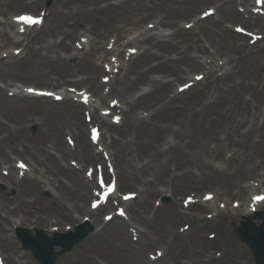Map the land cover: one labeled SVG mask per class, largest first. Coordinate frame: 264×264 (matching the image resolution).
<instances>
[{"label":"rangeland","instance_id":"374dc122","mask_svg":"<svg viewBox=\"0 0 264 264\" xmlns=\"http://www.w3.org/2000/svg\"><path fill=\"white\" fill-rule=\"evenodd\" d=\"M3 0H0V2ZM74 1V0H73ZM49 4L47 5V3ZM116 1H113L115 3ZM42 5L45 6V9H52V14L48 20H46L45 26L38 31L39 36L41 35L42 41L43 42H50V41H55L58 37L56 35H60L61 31H66V17L67 13L70 12V9H65L62 7L61 4H56L54 0H43V2H40ZM205 8V7H203ZM202 8V9H203ZM32 9L28 8H20L17 11H7L6 8H2V12L8 17H2V13L0 11V21L2 22L0 24V41L4 39V34L5 32L13 33L14 29L11 30L8 28L7 23H9V19L12 15H16L20 12L18 11H24V12H29ZM54 10V12H53ZM188 9L183 8L180 9V11L186 12ZM58 13H60V16H56ZM175 14H173L174 16ZM4 16V15H3ZM63 17L65 20L63 21ZM192 18L190 19H182L180 21V24L183 23H189ZM179 20L176 19V21ZM154 21V19L150 20L147 19L144 23L134 26L133 28H137L139 30L147 29V25ZM126 23V22H125ZM237 23L231 24V23H225L224 28H227L230 33L234 34V29L231 28V26L236 25ZM168 30L170 33H172V30L169 28H157L154 32H158V30ZM79 29H71V32H76L75 34H79L80 30ZM133 31H130L128 35H130ZM151 35V33H148ZM56 36V37H55ZM80 36V35H79ZM94 36V35H93ZM53 37V38H50ZM125 38V37H124ZM143 38V37H142ZM189 41H192L191 36L187 38ZM93 42L89 43L87 46V51L91 48H94V43L102 44L104 45L108 38L105 41L99 42V39H94L92 37ZM146 47V46H144ZM149 47V46H148ZM55 50V49H54ZM53 50V51H54ZM52 51V52H53ZM51 52V53H52ZM150 52H156V49L151 48ZM50 53V54H51ZM173 56V55H171ZM200 57L201 55L198 54ZM146 58H143L141 60H138L137 62L134 63V66L138 68H144L145 63L144 61ZM97 61V59H95ZM77 60L73 57L68 59L67 64L69 65H76ZM87 63L90 66L92 65L91 58L87 59ZM154 62L151 64L153 65ZM180 65V63L176 62L173 64L174 66ZM10 74L8 75H3L0 74V79H6L7 81H10L13 79L14 81L16 80H21L25 83H29L27 86H35V87H41L44 84H57L56 82L53 81L55 78L54 75L51 74L52 70L50 67H47L44 65L39 59H34L32 58V55L29 54L24 60L21 62L17 63L16 65H12L8 67ZM80 72H83L82 69H70L68 68V71L66 73L67 76H73V75H78L81 74ZM103 72H105L103 70ZM195 72V71H194ZM102 72L98 74V78L100 77V80L98 82L102 81V77H107L108 75H101ZM44 75L47 77L46 81L40 82L41 76ZM157 75H150V77H155ZM173 77H167V79H172ZM85 76H82V79ZM131 78V76H130ZM73 79H79L78 76L74 77ZM128 83V80H126V84ZM183 83V82H182ZM21 83L19 82H14L12 87H15ZM140 84H147L146 82L139 83L135 89L133 90L130 88L129 90L132 91L130 95L128 96V92L124 93L126 96H128L129 99L131 100H136L135 97V92L138 90V87ZM174 88L177 83H174ZM24 85V84H22ZM85 84L82 82L78 87H83ZM4 86L0 82V87ZM116 88L119 90L120 94H122V87L120 84L116 85ZM8 92V91H7ZM166 94V91H158L155 93H148L146 97H142L138 100V102L141 103L139 107H147L152 104V110L146 111L150 115L152 112L155 110V104L158 103V100ZM196 93L192 92L190 94H187L184 98L181 100H177L175 102V106L173 108H178L177 105L179 104H186V105H191L193 100L196 98ZM9 99V98H8ZM110 99H113V97H110ZM7 99L3 98L0 94V122H8L9 126H16L19 127L22 125V116L26 114L28 111V108L24 103L22 102L23 100H17L13 102L15 103H10L6 101ZM42 100V99H41ZM199 102V101H198ZM198 102H193L192 107L196 108ZM19 105H23L24 111L22 115H20V112H22L19 109ZM185 105V106H186ZM214 105H217L216 107H212ZM210 106L209 109H207L206 112L200 111L198 114L192 115H186L184 111H177L176 114H170L167 113V111L160 112L159 114L155 115L154 118L149 119L145 118L144 115L142 114L140 109H135L131 113L128 112L126 114V121L123 122L121 126L118 128L115 127L114 129H111L108 131V134H112L113 137L118 138V133H127L126 136L120 137V142L116 145L117 146V157H116V163L117 166L120 168V173L118 175L119 179V186L120 190L122 192L125 191H132L134 189L133 186L135 184H143V181H151L150 184L153 186V189L151 187H148V191L146 194L142 197V195L139 197L137 201L132 203L128 209L129 215L131 216V219L133 223L141 230L147 232V236L152 240V242L155 241V236H154V231H156L158 225L161 227L162 223V217L167 216L169 217V209H171L172 205V196H169L171 200L168 203H162L165 204L166 206L164 207L165 209H160L158 214L156 215L155 219L153 220V204L156 200H162L166 198L167 196L165 194H157L156 190H160L163 193V190L166 189L165 186L167 184L173 185V188L177 190H174V197L176 198H181L185 197L186 195L190 193H199L201 194L204 190H209V189H218L221 188L222 190L224 189V186L221 182V175L218 176H212L209 172V169L205 166V163L210 162L214 167H216L219 163L222 166V170L226 169V163L225 159L220 160H214V156L206 150H204V147L206 148V144L208 142L207 139H214L217 135L218 129L221 126V124H224L226 129L229 130L227 126V121L220 120L218 124L216 125V130H215V136L211 135H206L202 136L203 134L201 133L202 128L205 127L207 128L210 125V116L219 117L223 113L220 111L223 110V107L221 104H214ZM40 110L45 111L42 113L43 115V120L45 121V128L44 131L47 133L44 141H40L37 139L36 141L31 142V149L32 151L36 154L38 158H41L43 162L42 169L39 164H36L42 173V175L45 177V181L49 180L52 178V176L60 175V176H66L70 179V182H74L76 178H81L78 176V172H69L67 169L61 166L60 161H69L70 159L81 161L80 156L82 152H86V147L89 145L88 142V130L89 126L85 124L83 120V111L79 113V116H77V119H75L73 116L70 117L69 122L70 123H75L77 120H79L81 124V128H69L70 125L68 126L67 123H61L60 124V116L64 114V111L67 109V107L61 106V105H54L51 103H43L39 104ZM29 111H36V110H29ZM65 120L68 119L67 116L65 115ZM167 121H171V124L176 125L179 128V131L182 135L192 133V136L194 135L196 140L198 141L201 146H195L191 140L188 139L187 142H178L179 147L175 150H167L168 156H170L169 160L166 163V166L161 165V161H165L167 157L163 159H159V157L156 154V147L159 144V139L162 135V133H165V131L156 132L155 134H150V133H145L143 131L147 130L149 127H152L153 125H156L158 128L163 129L161 125H164ZM4 127V126H3ZM0 126V137H4L0 141V153H4V151H8V157L12 155V153L9 152L10 148H17L19 146H22L26 144L21 136H17L16 134H13L12 140L10 142V138L7 139L8 133L11 134V132ZM71 131V133L74 135L68 136L65 135L66 131ZM37 131V125L33 124L29 127L27 137H32L33 135L36 134ZM24 132V130H23ZM158 133V134H157ZM25 134V132H24ZM108 134H106L108 142ZM65 135V136H64ZM72 138V139H71ZM235 138L241 142L240 145H237L234 143L232 146H229L227 151H230L231 153H235L234 157L238 159V156L240 158L243 157L244 153H247V150L250 149L253 151V155L247 153L250 157L249 163L247 164L248 168L255 169L254 172L259 171L261 169L264 170V162L262 163H257L254 162L255 159L258 157V154L254 153L257 150H262L264 151V138L261 141V143L258 144L257 148L255 150H252L250 148V142L251 139L250 137L242 138L240 135H236ZM128 143V157L127 159H121V154H125V151L123 150V144L124 141ZM59 141V143H57ZM195 141V140H193ZM205 143V144H204ZM204 144V145H203ZM163 144L161 145V148L163 149ZM64 149L67 152H71L72 155L65 158V152ZM74 149V153L72 150ZM242 151H241V150ZM240 150V153L238 154V151ZM53 152L54 154H58L60 157L59 160V169L60 170H54L53 173H48L46 172L47 170H51L50 163L55 161L50 157L49 153ZM28 155L30 152H25L24 154ZM16 158V157H13ZM17 159V158H16ZM188 159H191L192 161H187ZM239 160V159H238ZM4 161V160H3ZM73 160H70L72 162ZM74 162V161H73ZM5 163V162H4ZM75 163V162H74ZM195 165L190 167L191 165ZM239 166L237 162L232 161L228 167V170L233 172L234 169H236ZM46 168V169H45ZM196 176L193 177L190 175V171ZM117 171L119 172L118 168ZM254 172L250 173L253 174ZM199 173L201 176H199ZM130 175H133L136 180L134 181H128L126 180V177H130ZM242 174L235 175V178L237 181L233 182V188L237 189V185H242L247 183L250 179H243ZM192 177V179H191ZM246 178H249V174L246 173ZM66 181V180H65ZM67 182V181H66ZM133 182V183H132ZM7 184V182H5ZM39 184L38 181H27L26 183H22L21 185H16L17 189H22L23 186H31L33 187V184ZM68 183V182H67ZM132 183V184H131ZM72 184L73 188V194H77L78 191L82 190V184ZM69 185V183H68ZM3 185L0 183V193L5 194V197L8 199V196H15L17 200L22 199V198H28L29 196H26L25 194H18V192L11 188L10 185ZM34 188V187H33ZM152 191V192H151ZM224 191V190H223ZM170 195V194H169ZM141 197L144 198V201L141 200ZM37 198H40V200H37ZM90 199V194L87 196L85 200H80L81 202L78 203L79 200L74 198L67 199V195L63 194L62 199L59 200L58 203L54 201L52 203L53 195L52 193L48 191H39L36 196V204L39 206L40 204L44 203L48 207V209L52 208L54 205L56 206L55 208L50 209L49 211H55L59 208V206H62L64 208L65 206L74 208L76 209L79 206H84L86 203V208L87 204ZM235 199V198H232ZM9 200V199H8ZM30 201V199H27ZM141 200V201H140ZM31 202V201H30ZM14 204V203H12ZM10 208H13L10 207ZM163 208V207H161ZM198 209L199 208H191V215L196 218H202L200 217V214H198ZM264 209V207H263ZM1 212V211H0ZM2 215H5V212H1ZM239 215V214H238ZM18 218V217H17ZM170 218V217H169ZM193 218V217H192ZM190 219L188 221H182L179 223L180 227L185 225L186 223H191L192 222V227H191V235H189L188 238H184L182 235L177 233V225L178 222L175 221L172 226L169 227L167 225V229L171 230V236L168 241L171 242L170 244H160L161 249L164 250L165 252V257L164 259L156 262L155 264H181L182 261V256L180 252H175L174 249L178 246L182 247V254L185 253V249H187L188 246V240L193 239L195 240V245L197 246L198 250L202 252L203 250L210 253L212 255L214 248L220 247L222 248L225 253L224 256L220 261H216L211 259L209 264H252V255L248 248L245 245H242L239 243L237 236L235 235L234 231L231 230L229 232L223 233L219 232L218 236L214 240H209L207 235L208 233L216 228V225L213 224H208V223H203L202 220L200 221H195L193 222V219ZM65 219V218H64ZM199 220V219H198ZM241 218L233 219V225L234 228L239 226L241 222ZM75 221V220H74ZM101 221V218H100ZM72 225V222L69 223ZM64 224L58 225L59 227H63ZM165 225V224H164ZM45 225L38 226L37 228H47L44 227ZM114 230L120 231L123 237L121 239L117 238L115 239L113 237ZM165 234L162 236L164 238ZM113 241L114 244L117 245L114 249H111L112 255H114L115 252H120L122 255V260L120 261V264H150L147 259V254H148V247L146 241L142 240L140 241L141 244H133L128 236V232L126 231V227L121 222L120 220H114L112 221L109 225H107L104 229H102L100 226L96 225V232L92 233L89 235V237L83 241L81 244H79L77 247H75L70 253L64 255L63 257H60L57 259L56 264H62L63 261H68L67 264H95V260L100 264H106L103 263L100 257H106L109 259L110 264H116L113 259H110L106 254L104 255V249L107 248V244ZM126 241V243H125ZM223 245V246H222ZM114 246V245H113ZM123 247V249H122ZM12 252L18 253V248L16 245H14L11 248ZM30 256V255H29ZM32 258V257H31ZM64 259V260H63ZM29 264H36L32 259L28 258ZM124 260V261H123Z\"/></svg>","mask_w":264,"mask_h":264},{"label":"bare ground","instance_id":"6f19581e","mask_svg":"<svg viewBox=\"0 0 264 264\" xmlns=\"http://www.w3.org/2000/svg\"><path fill=\"white\" fill-rule=\"evenodd\" d=\"M211 1L214 0H123L120 3L114 4L110 3L109 0H81L79 3H81V6L77 8L76 12L74 15H71L68 17L69 21H74L73 24H68V29H74L80 25V22H84L85 19H90L92 21V30H94L98 35L100 31H104L105 33H109L110 30L112 29V26L106 27V24L108 22V25L111 24L115 19L120 17L123 21H128L126 23V27H132L135 26L137 23H140L142 21V16L141 12L143 13L144 16L150 17L151 15L154 14V9L155 7H159L160 9H163L164 7H171L174 8L175 6L179 7L181 4L182 6H191L190 9H188L186 12L181 14L179 17H188L189 15H192L195 13L202 5L206 3H210ZM247 1V0H246ZM104 3V5H102ZM235 1L234 0H227L226 2L222 3L218 8V14H220V21L216 22L208 28L207 26H203L200 23H196V25L199 26V34L202 35V39L196 38V41L193 42L196 44L198 49L202 52L204 55H209L210 52L206 47V43H209V39L212 40L213 44L216 47V51L218 53H221V55H227V63L232 64V69L228 72L225 73L226 75V88H220L221 94H224L226 92L227 94H230L231 91H234L232 100L229 101L227 98H224L226 102L231 103L230 108L228 111L219 117L214 116L218 112H216L214 115L210 116V125L205 128H202L201 133L203 134L202 136L206 135H211L215 136V130H216V125L220 120H224L225 117H229L233 112H238V114L242 117V119H245V116L250 117L252 115V112H256V115H254L252 124L250 125V129L247 130L243 135L249 136V134L252 133V130H255L259 135L264 136V46H259L257 45L256 50L252 51V48H254L253 45H247L246 43V38L245 37H234V35L223 33L222 32V25L220 24L221 20H226L228 22L231 21H238L247 27L257 29L258 31H262L264 33V25H262V17L261 16H256V18H250V17H243L235 8L234 6ZM19 1L17 0H3L0 2V10L2 8H6L9 11L15 10L17 5H19ZM91 6V9H85L86 7ZM89 12L90 16H85V12ZM255 11V10H254ZM160 16H162V19L159 21V24L161 25H169L172 27L176 26V22L173 21H168L166 17L165 12H161ZM81 18V19H79ZM79 19V20H78ZM136 20V21H135ZM112 25V24H111ZM85 28V27H84ZM115 30L118 32V35L116 37V40L114 44H119L120 40V34L123 32L122 27L118 26L115 27ZM23 34L25 35V38L22 41H11L10 36L7 35L5 38L4 43L0 44V51L7 45H18L21 44L23 41H26L25 47L22 50L26 51V53L32 54L34 59H39L42 61L44 65L47 67L52 68L54 74L56 75L57 79L56 81H62L66 78V73L67 70H61L58 68L56 62L59 60L60 62L66 61V57H62L60 53H56L55 59H51L49 56V52L47 51V48L41 45V41L38 39L35 40V32L30 33V30L24 29ZM104 34V33H103ZM174 37L175 39H179L177 42H183L187 46L191 47L192 44L189 43V41H185V31H182L181 29H177L174 33L170 34L169 37ZM71 36L69 33H65L64 38H70ZM242 38V39H241ZM151 39V38H148ZM146 39L144 42L148 43L149 40ZM154 39H158L155 37ZM205 39V40H204ZM239 40H242V43H238ZM162 41V40H160ZM156 41L155 47L161 49L162 52H165L166 50L172 51L176 54L175 59L171 58H163L162 56H156L153 57L155 61H159L157 65L155 66H150L146 70L139 72L132 83L130 81L128 82V87L136 84L138 81L143 79L146 75L154 72H160L161 74H174L178 73L176 71H173V69L176 67H172L173 62L175 60L183 59L180 65H185L189 69H201L204 70V77L203 79L205 80V85H204V90L201 91L202 97H205L207 93L210 92L212 88H217L219 87L220 82H224L223 75H217L218 70H216V65L211 61V57H206V63L208 64V67L205 66V64L200 63L195 56L193 55H187V51L182 48L181 45L175 44L171 46L169 43L166 42H160ZM111 42V41H110ZM142 42L138 39H129V45H140ZM60 44H66L65 39L61 40ZM132 46V47H135ZM170 48V49H166ZM62 50L69 52L72 50V46L68 45H63L61 47ZM127 52V51H126ZM190 53V51L188 52ZM19 53L13 51H4L0 52V65L2 66H8L10 63V57H17ZM112 57H106L104 56L105 59L110 60L109 65H112V69L114 71L119 70L124 68L125 65L122 64L120 61L121 56L123 55V52H119L116 50V52H112ZM235 55V57H233ZM79 58H77L78 60ZM246 64L244 67L243 65ZM78 69H82L84 74H87V77L85 78L84 82L87 83L90 87L89 89L93 91V89H98L99 85L95 83V74L98 73L100 70L99 68H94L90 65H88L86 58H82L79 60ZM126 71H125V77L127 78L129 76V71L134 69L133 68V61L129 60L128 64L126 65ZM0 73H3L0 71ZM155 83H159L158 81H154ZM160 86L157 87L155 90L159 88H163L164 86L168 88V91L171 89L168 82L165 83H159ZM61 95V94H58ZM247 95V97H245ZM81 98L84 97V93L79 94ZM224 96V95H221ZM72 98V97H71ZM71 98H64V101L59 104H73V100ZM167 97L165 96L164 99ZM37 100V99H36ZM26 100L24 101V105L27 106L28 111L24 116H22V119L29 118L31 120L35 121L38 124L37 126V133L36 135L33 136L32 141H36L39 139L40 141H44L47 133L44 131L45 128V121L42 119L43 115L41 112H45L40 110L39 104L45 103V101H39V100ZM46 100V99H45ZM173 99H167L166 102L162 105V108L160 112L167 111V113H177V111H184V109H178V108H173L170 107V103L172 102ZM6 101L8 102H13L10 99H7ZM51 103V102H49ZM214 104V103H213ZM134 105V104H132ZM131 105V106H132ZM211 103L202 105V109L210 108ZM217 105H214L212 107H216ZM208 108V109H209ZM19 109L22 111L20 112V115L26 110H24L23 105H19ZM73 109V108H71ZM70 108H67L64 111V114L60 116V124L61 123H67L68 126L72 128H81V124L79 120H77L74 124L69 122L70 117L78 115V113H75L71 111ZM29 110H36V111H29ZM113 111H115V108H112ZM207 111V110H206ZM204 111V112H206ZM221 113H223L221 111ZM195 114H198L197 111H195ZM261 114L262 121L258 119L257 115ZM65 115L67 116L68 119L65 120ZM36 117L34 119L33 117ZM257 117V118H256ZM75 118V117H74ZM154 117H152L153 119ZM77 119V118H75ZM244 121L248 122L247 119ZM23 122V121H22ZM1 126V125H0ZM3 128L8 129L9 125H4ZM236 130L235 131H240L243 129V124L242 122H238L236 124ZM24 128H17L11 135H10V142L12 140L13 134L21 135L24 134L23 132ZM165 129H160L156 125H153L152 127H149L147 130L143 131L145 133H152L155 134L156 132L162 133ZM219 133V132H218ZM217 133V135H218ZM158 134V133H157ZM216 135V136H217ZM191 138V137H190ZM220 139V138H218ZM23 140L28 141V137H23ZM193 140H196L195 136H193ZM231 142V141H229ZM59 143V141L57 142ZM199 144V143H197ZM11 152L14 153L13 149L10 148ZM258 154V158H260L263 153L261 150L259 152H256ZM163 156V155H162ZM0 157L3 160H7V155L5 153H0ZM19 165V163H18ZM50 166L52 168L55 167V164L53 162L50 163ZM33 189L31 188H24V193L31 192ZM63 193L67 194V197L71 200L73 198V195L69 192V190L61 189L60 190ZM203 206H208L209 208L212 207V202L206 203ZM19 207L25 208V211L23 208H20L19 211H21V214L23 213L24 220L25 222H31V217H34V221H39L41 224H45L47 219L45 217H41L40 214H44V209L43 207H36L35 211L37 215L29 216L28 214L31 210V207L29 206V203L27 202H22ZM172 207H175L172 206ZM10 214L14 216L16 214L15 208L10 209ZM243 215H250L247 212H242ZM4 220V219H2ZM9 219L4 220V223L1 222V228H0V233L4 232V226L3 224H8ZM14 224L21 225L22 221H19L17 223L16 221L13 222ZM113 237L115 239L119 238L121 239L123 235L121 234L120 231L114 230ZM122 240V239H121ZM158 240H161V237H158ZM5 243V241L3 240ZM126 243V241H125ZM114 245V246H113ZM117 247L116 244L109 241L107 244V248L104 249V255L106 254L110 259H113L116 264H120L122 258V255L120 252H115L114 255L111 253V249H114ZM123 249V247H122ZM0 251L3 253L5 249L3 250L0 248ZM191 260L193 261L194 264H204L202 260V255L199 253V251L195 248H192L191 250ZM102 261L105 263H109V259L106 257L102 256ZM124 261V260H123ZM8 263L11 264H20V263H15L12 262L8 259ZM64 264V262L62 263ZM98 264V263H96Z\"/></svg>","mask_w":264,"mask_h":264},{"label":"water","instance_id":"95a60500","mask_svg":"<svg viewBox=\"0 0 264 264\" xmlns=\"http://www.w3.org/2000/svg\"><path fill=\"white\" fill-rule=\"evenodd\" d=\"M264 233H259L257 235H249L248 234V231L246 230H243V231H240V236L244 239H247L248 242L250 243V245H252L253 243V240L256 236H259L257 237L258 238V241L261 242V243H264ZM261 243H260V246H254L255 248V251L256 253H261L264 251V246L263 248H261ZM264 245V244H263ZM253 246V245H252ZM52 248H53V245H50V244H45L43 245L42 243H39L38 247H37V255H39L40 257L44 258V259H51V251H52ZM48 262H51L50 260Z\"/></svg>","mask_w":264,"mask_h":264},{"label":"snow or ice","instance_id":"6c2138e0","mask_svg":"<svg viewBox=\"0 0 264 264\" xmlns=\"http://www.w3.org/2000/svg\"><path fill=\"white\" fill-rule=\"evenodd\" d=\"M258 2L260 3H264V0H258ZM206 15H208V13H206ZM28 19V22L30 23H39V21L37 20H33L32 18H27ZM29 91H33L32 89H29ZM94 133H95V130H94ZM93 139L95 140L96 139V136L95 134L93 135ZM21 168H24L25 166L23 164L20 165ZM110 191H112V189H110ZM255 199L257 201H261V200H264V197H255ZM93 207H96L95 204H93ZM121 215H123V213H121Z\"/></svg>","mask_w":264,"mask_h":264}]
</instances>
